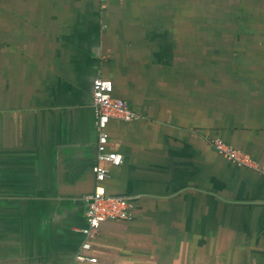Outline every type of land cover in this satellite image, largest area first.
<instances>
[{
    "label": "crops",
    "instance_id": "1",
    "mask_svg": "<svg viewBox=\"0 0 264 264\" xmlns=\"http://www.w3.org/2000/svg\"><path fill=\"white\" fill-rule=\"evenodd\" d=\"M263 22L264 0H0V264L83 251L98 77L140 118L106 126L132 205L87 264H264V41L232 33Z\"/></svg>",
    "mask_w": 264,
    "mask_h": 264
},
{
    "label": "built area",
    "instance_id": "2",
    "mask_svg": "<svg viewBox=\"0 0 264 264\" xmlns=\"http://www.w3.org/2000/svg\"><path fill=\"white\" fill-rule=\"evenodd\" d=\"M101 9L106 7L107 0H99ZM114 84L111 79L98 77L93 81V114L97 131V150L99 162L94 167L95 186L86 197L87 207L85 211L86 226L82 229L85 240L83 251L78 253L71 264H87L96 262L97 258L84 253L91 247V240L96 237L101 223L109 219H129L132 202L130 199L110 195L105 187V180L109 177V169L103 164L108 162L118 166L123 162V155L111 151L107 145L109 135L106 126L109 121L119 119L133 121L140 118V114L132 110L125 100L113 95ZM217 152L225 159L245 167L255 168L256 164L251 156L242 150H238L219 137L209 140Z\"/></svg>",
    "mask_w": 264,
    "mask_h": 264
},
{
    "label": "rangeland",
    "instance_id": "3",
    "mask_svg": "<svg viewBox=\"0 0 264 264\" xmlns=\"http://www.w3.org/2000/svg\"><path fill=\"white\" fill-rule=\"evenodd\" d=\"M260 22H262V21H260ZM235 30H238L240 34H243V36H246V35L247 36H259V38H261V40L264 41V24H262V23L260 26L258 25V26H253V27H249V28L239 26V28L233 29V32H232L233 34H234ZM232 33H229V34H232ZM261 45L264 46V43H261Z\"/></svg>",
    "mask_w": 264,
    "mask_h": 264
}]
</instances>
